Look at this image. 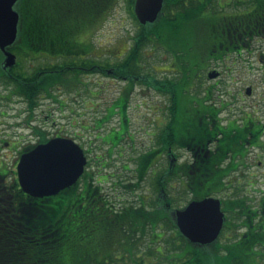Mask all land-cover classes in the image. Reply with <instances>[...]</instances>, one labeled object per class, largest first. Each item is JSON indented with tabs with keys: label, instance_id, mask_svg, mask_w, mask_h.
<instances>
[{
	"label": "flooded vegetation",
	"instance_id": "obj_1",
	"mask_svg": "<svg viewBox=\"0 0 264 264\" xmlns=\"http://www.w3.org/2000/svg\"><path fill=\"white\" fill-rule=\"evenodd\" d=\"M203 3L208 4L207 33L195 46L189 42L192 51L183 50L176 61L173 57L171 69L156 70L160 76L152 73L151 81L167 87L160 91L141 84L163 98L162 109L155 111L161 115L118 118L117 141L104 136L95 139L104 145L101 154L90 140L87 146L78 142L81 134L74 132L72 75L67 76L70 84L54 83L48 92L38 83L19 84L35 90L15 98L20 108L13 117L23 118L33 140L20 144L0 138V152L14 151L11 169L0 164V202L28 196L20 190L16 177L22 154L51 139H72L82 147L87 162L78 187L70 192L82 194L87 201L91 191L105 193L101 185L113 180L109 191L116 192L118 217L157 218L153 227L140 228L142 240L150 233L154 241L157 229L163 230L161 235L171 231V219L178 211L211 198L219 202L221 227L214 242L197 244L200 252L226 255L228 264H264V6L254 10L256 0H186L183 6L194 10ZM124 53L119 55L120 62ZM189 54L195 55V62ZM42 58L38 52L24 58L26 73L42 68ZM52 60L59 71L74 69L73 53ZM119 81L130 85L125 78ZM185 95L189 99L179 118ZM0 100L11 101L10 91L0 93ZM44 101L50 102L45 108ZM54 110L66 119V126L56 125L54 120L53 131L32 125L38 121L47 124ZM86 123L81 125L84 131L89 129ZM112 166L115 172L108 173ZM67 193L64 190L43 198H61ZM152 244L141 241L137 245L149 248Z\"/></svg>",
	"mask_w": 264,
	"mask_h": 264
},
{
	"label": "trees",
	"instance_id": "obj_2",
	"mask_svg": "<svg viewBox=\"0 0 264 264\" xmlns=\"http://www.w3.org/2000/svg\"><path fill=\"white\" fill-rule=\"evenodd\" d=\"M185 1L165 0L159 20L153 25L140 26L136 35L132 37L124 60L113 63L107 61L101 64L104 69L99 66L97 60L90 57L93 50L90 44L83 49L79 47L73 36L81 27L74 29L70 22L73 19L82 21L88 17L92 24L113 7L115 0H18L15 5L19 15L18 33L16 43L10 50L26 57H33L37 52L47 54L51 58L73 53L74 69L72 72L67 68L59 71L60 67L56 64L38 68L32 74H27L19 66L4 71L0 64V84L6 88L10 87L12 95L20 97L24 93L35 92L21 88L19 84L23 82L38 83L43 92H48L49 86L54 83L70 84L68 75L73 76L72 83L75 85L83 73L101 70L105 75L117 80L127 79L132 86L144 82L146 86L163 91L167 87L166 83H154L150 80L149 73H144L141 65L142 51L153 42L161 44L163 28H166L173 37L178 36L181 25L177 21H194L196 18L197 21L201 19L204 24L208 22L209 18L203 15L207 4L203 3L198 9L189 10L183 6ZM256 2L257 7L254 10L264 6V0ZM132 3L133 0H130L131 5ZM183 43L185 41H182V45ZM189 49L192 51L190 46L187 50ZM180 50L182 48L178 47L167 51L178 55ZM54 71L58 74H54ZM70 190L72 189L66 190L69 193L61 198L35 199L27 196L18 197L15 201L0 202V264H65L64 245L82 240L96 231H99L100 238L106 233L107 244H103L104 246L114 247L112 254L99 264H149L144 263L142 258H133L135 251L133 247L143 237L138 232L140 228H145L147 224L153 227L157 223V218L141 219L139 216L128 218L124 215L120 218L111 199L99 191H91L86 201L82 194L78 195L76 191L72 194ZM70 197L84 199L85 202L82 207L77 206L72 211L68 201ZM170 229L176 230L172 219ZM176 233L181 245L175 249H179L177 257L166 258L167 261L172 260L171 264H228L227 256L219 257L215 251L199 250L198 255L195 247L192 248L183 236ZM171 239L172 242L166 240L170 245L174 244L175 238L172 236ZM118 248L128 254V258H125L124 254H121L122 258L113 257V254H118ZM95 253L93 250L82 257L85 261L93 263L91 259Z\"/></svg>",
	"mask_w": 264,
	"mask_h": 264
},
{
	"label": "rangeland",
	"instance_id": "obj_3",
	"mask_svg": "<svg viewBox=\"0 0 264 264\" xmlns=\"http://www.w3.org/2000/svg\"><path fill=\"white\" fill-rule=\"evenodd\" d=\"M129 1L130 0H115L113 7L107 11L101 19H97L92 24H90L92 20L88 17L84 18L82 21L71 20L70 23L74 25V29L81 27L77 31V34L73 36L74 40L78 42L81 49L90 44L93 49V52L91 53L92 58L101 57V60L113 63L118 61L119 55L132 43L130 40L139 27L131 13ZM162 32V42L160 45L165 47L168 51L174 50L178 47L184 50L186 47H182V41L185 40H190V43L195 46V44L198 43L197 39H200L199 37L206 34L205 31L196 32L189 23H184L181 26L179 39L175 36L173 37L166 28H163ZM160 45L158 43L150 44L143 49L141 65L144 68V73H153L155 76H160L156 70L167 71L171 69L169 67L171 57ZM127 53L128 52L123 56ZM172 56H174V54H172ZM189 56L190 61L195 62V55L189 54ZM16 57L18 65L28 68L26 65L27 61L23 59V54H16ZM174 61H176V58ZM252 62H254V66L258 65L255 59L252 60ZM48 63L50 62L47 60L42 63V66L46 67L49 65ZM74 87V132L75 134H81L80 136L85 138V141H83L81 137L78 140V142L84 143L85 146H87L86 142L88 140L92 142L93 148L99 146L100 150L97 151L100 154L105 152V148L103 144L95 139L96 137H102L103 135L107 139L113 137L117 140L118 118H152L161 115L160 112L155 113V111L162 109L163 98L151 90H148L144 85H134L131 90L124 89L127 87L126 83L111 76H105L102 74H83L79 78L78 84H75ZM0 93L6 95L7 90L1 86ZM184 99L186 100L185 103ZM188 99L189 97L186 95L182 97L180 108H178L179 118H181L180 110L187 103ZM12 100H0V138H4L11 143L25 144L33 140V138H31L32 132L26 127L27 123L23 122V118H13L16 115V110L20 107L16 103L15 98ZM43 104V108H45L50 102L44 101ZM52 108L54 109L55 107L53 106ZM104 114L105 118L112 119L108 123H105L98 128H94L95 120L100 119L98 117ZM107 114L109 116H107ZM52 120H54L56 125L66 126V119L62 118L59 111L56 110H54L50 116L47 124L38 121L32 122V125L39 129L43 127L44 130L53 131L55 126L53 128L51 124ZM84 122H87L86 124L89 128L86 131L81 129V125L84 124ZM13 156V150L8 149L0 152V162H2L0 164H3L7 169H11ZM107 172L114 173V167L107 168ZM111 181L105 182L101 186L103 191L108 194L109 197L113 198L112 202H115L116 204V192L111 193L109 191ZM68 201L72 211L75 210L77 206L82 207L85 202L84 199L77 200L76 198L71 197ZM162 232L163 230L157 229V233L154 235V241H151L150 233L144 237V240L141 238L139 243L144 241L145 243L153 242L154 244L150 245V250H147L146 246H140V248L136 247V249H133L135 250L133 251V256L143 255V259L149 264H171L170 261H166V258L178 254L179 249H175L180 248L181 242L179 241V238L177 239V235L174 231H165L166 234L163 237L161 236L158 238V235H161ZM172 236L175 240L174 244L170 245L166 240L172 242ZM105 237L106 233L100 238L99 231H96L84 237L82 240H75L73 243L71 241L72 244L70 245L65 244V264H68V262L69 264H99L100 261L112 254L111 251L114 249L112 246L103 245L107 244ZM159 248L161 249L159 250ZM189 248L191 249V247ZM93 250L96 251L94 257L91 259L93 263H89L83 259L82 255ZM194 250L199 252L198 248H194ZM208 252L212 251L208 250ZM147 253H150V255L147 256ZM121 254H124V257L128 258V254L124 253L121 248H118V254H113V257L118 259V256ZM125 262L128 263L126 259Z\"/></svg>",
	"mask_w": 264,
	"mask_h": 264
},
{
	"label": "water",
	"instance_id": "obj_4",
	"mask_svg": "<svg viewBox=\"0 0 264 264\" xmlns=\"http://www.w3.org/2000/svg\"><path fill=\"white\" fill-rule=\"evenodd\" d=\"M18 0H0V51L5 67L15 64V56L7 49L16 41L19 16L14 10ZM163 7V0H135L133 11L142 25L154 23ZM86 159L82 149L70 139H52L23 154L17 165L18 183L32 197L57 195L74 185L82 175ZM219 202L205 199L190 203L176 213L180 233L192 244H210L221 227ZM217 221V224H216Z\"/></svg>",
	"mask_w": 264,
	"mask_h": 264
}]
</instances>
